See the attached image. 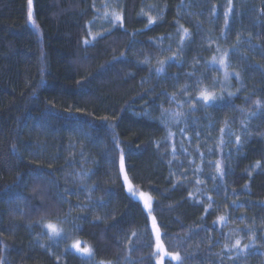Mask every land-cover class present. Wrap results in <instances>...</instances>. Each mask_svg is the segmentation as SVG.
Wrapping results in <instances>:
<instances>
[{
  "label": "trees",
  "instance_id": "trees-1",
  "mask_svg": "<svg viewBox=\"0 0 264 264\" xmlns=\"http://www.w3.org/2000/svg\"><path fill=\"white\" fill-rule=\"evenodd\" d=\"M29 10L0 0V261L156 264L154 217L183 264H264V0H32ZM219 49L239 73L228 89L210 64ZM203 89L214 103L197 99ZM253 234L255 246L229 258L223 245Z\"/></svg>",
  "mask_w": 264,
  "mask_h": 264
},
{
  "label": "snow or ice",
  "instance_id": "snow-or-ice-1",
  "mask_svg": "<svg viewBox=\"0 0 264 264\" xmlns=\"http://www.w3.org/2000/svg\"><path fill=\"white\" fill-rule=\"evenodd\" d=\"M31 3L32 0H28V4H29V12H28V16L29 19L32 18V12H31ZM229 11H231V9L229 8ZM112 19L116 22H119L120 25H123V17L122 15L118 14V13H113L112 15ZM149 24L155 23V20L152 17H149L148 20ZM185 35H187V29L184 30ZM87 43V41H86ZM226 57H227V53H224V58H221V60L219 61L221 67L225 68V79L229 78V73L227 72V63H226ZM215 59V58H214ZM157 71H162V69H158ZM236 77L239 78V73H236ZM197 99L201 100L205 105H209L210 103H214L217 99L216 95L214 92H210L208 89H203L200 91L199 96L197 97ZM189 103H191V101H189ZM257 105H260L261 102L260 101H256ZM177 115H179V113H177ZM221 132H223V130H221ZM171 135V134H170ZM240 141V137L237 136L236 137V142L239 143ZM221 143H223V140H221ZM173 152H175V149H173ZM120 167H121V171H123V155L121 154L120 157ZM257 167H259V164H257ZM217 170L220 171L221 175H223L222 170L220 169L219 164H217ZM125 181L127 182L128 177L125 174L124 176ZM199 182V181H198ZM128 192L130 194V196L132 198H136L137 195H139V198L141 200L144 201V207L146 209H148V215H151V198L145 196L143 193H137L131 184L128 185ZM220 223H224L226 222V218L225 217H219L218 218ZM45 228L48 229L50 237L51 238H57L61 236V233L63 231V229L59 228L57 225L52 224V223H47L43 225ZM153 228L156 234V240L157 243L155 245L156 247V251L154 253H152L153 257L156 259V264H165V258H170L171 261H176L177 264H183V258L181 257L180 253L178 251L176 252H171L168 251L167 249H165L163 243L160 242V233H159V228L155 226V218L153 217ZM133 235H135L133 233ZM254 234H253V240H251L248 244H242L240 239H236L234 241V243L231 244V247H229L228 244H224L223 248L228 250L229 252V258H231V253L233 250H235V254L237 256L243 254L245 251L249 250L251 247H254ZM72 248H75L77 251H80L82 253H87L89 256L92 255V251L90 248L88 247H84L81 248L80 247V242L79 241H75L72 245ZM0 264H3L2 261H0ZM101 264H103V262H101Z\"/></svg>",
  "mask_w": 264,
  "mask_h": 264
},
{
  "label": "rangeland",
  "instance_id": "rangeland-1",
  "mask_svg": "<svg viewBox=\"0 0 264 264\" xmlns=\"http://www.w3.org/2000/svg\"><path fill=\"white\" fill-rule=\"evenodd\" d=\"M224 53H227V51L225 49H219L215 59H212L210 64H212L213 66L217 67L220 69V71L222 72V81L223 82H219V86L222 87V89L226 88L228 89L229 87H231V84H232V81L235 79L236 80V73L234 72H231L229 69H228V64H227V72L229 73V78L228 79H225V68L221 67L219 61L221 60V58H224ZM228 55V53H227ZM226 63H227V57H226ZM239 79V78H238ZM210 92H214L213 90H209ZM201 103H203L201 101ZM204 104V103H203ZM139 196V195H138ZM143 201V200H142ZM47 224V223H45ZM52 224H55L57 225L59 228L63 229L62 233H61V236L60 237H57V238H53V239H68L69 240V247L72 251L82 255L83 257H86V258H90L91 256H89L87 253H82L80 251H77L75 248H72L71 245L75 242V241H79L80 242V247L81 248H84V247H88L86 244H84L83 242H81L80 240H77L75 238H73L68 232H67V229H65V227L61 224H57V223H52ZM46 231L49 233L48 229L45 228ZM50 235V234H49ZM89 248V247H88Z\"/></svg>",
  "mask_w": 264,
  "mask_h": 264
},
{
  "label": "bare ground",
  "instance_id": "bare-ground-1",
  "mask_svg": "<svg viewBox=\"0 0 264 264\" xmlns=\"http://www.w3.org/2000/svg\"><path fill=\"white\" fill-rule=\"evenodd\" d=\"M107 16V15H106Z\"/></svg>",
  "mask_w": 264,
  "mask_h": 264
}]
</instances>
